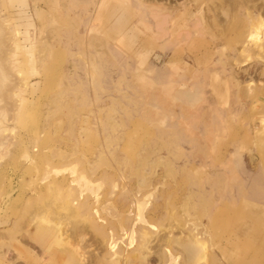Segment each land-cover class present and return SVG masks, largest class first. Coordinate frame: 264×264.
<instances>
[{
  "label": "rangeland",
  "instance_id": "obj_1",
  "mask_svg": "<svg viewBox=\"0 0 264 264\" xmlns=\"http://www.w3.org/2000/svg\"><path fill=\"white\" fill-rule=\"evenodd\" d=\"M0 264H264V0H0Z\"/></svg>",
  "mask_w": 264,
  "mask_h": 264
},
{
  "label": "bare ground",
  "instance_id": "obj_2",
  "mask_svg": "<svg viewBox=\"0 0 264 264\" xmlns=\"http://www.w3.org/2000/svg\"><path fill=\"white\" fill-rule=\"evenodd\" d=\"M68 207L72 208V206L70 204H68ZM120 257V256H119ZM117 262V261H116Z\"/></svg>",
  "mask_w": 264,
  "mask_h": 264
}]
</instances>
